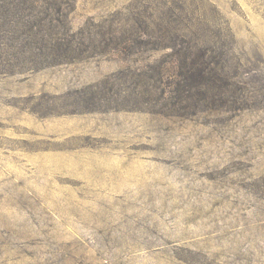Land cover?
<instances>
[{
	"label": "rangeland",
	"instance_id": "1",
	"mask_svg": "<svg viewBox=\"0 0 264 264\" xmlns=\"http://www.w3.org/2000/svg\"><path fill=\"white\" fill-rule=\"evenodd\" d=\"M0 264H264V0H0Z\"/></svg>",
	"mask_w": 264,
	"mask_h": 264
}]
</instances>
